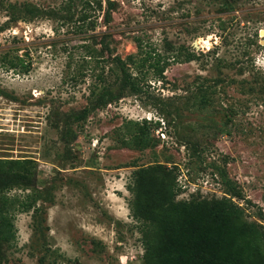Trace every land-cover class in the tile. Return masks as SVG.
<instances>
[{
    "label": "rangeland",
    "instance_id": "obj_1",
    "mask_svg": "<svg viewBox=\"0 0 264 264\" xmlns=\"http://www.w3.org/2000/svg\"><path fill=\"white\" fill-rule=\"evenodd\" d=\"M84 1L0 0V158L34 160L13 174L40 190L44 210L40 222L32 210L15 213L3 264H144L128 187L157 163L175 167L182 200L227 196L215 166L224 168L245 218L264 225V0H111L108 23L105 1ZM102 35L113 55L135 54L137 37L169 63L164 80L150 71L139 92L90 111V86H119ZM187 49L194 60H173ZM16 56L31 63L27 73L10 65ZM129 120L148 147L121 144Z\"/></svg>",
    "mask_w": 264,
    "mask_h": 264
},
{
    "label": "trees",
    "instance_id": "obj_2",
    "mask_svg": "<svg viewBox=\"0 0 264 264\" xmlns=\"http://www.w3.org/2000/svg\"><path fill=\"white\" fill-rule=\"evenodd\" d=\"M103 1L107 4L104 21L108 23L113 7L111 0H85L84 3H90V8L101 9ZM24 7L30 17L41 16L42 12L37 7ZM85 19L80 16L81 21ZM94 27V22L90 20V29ZM101 38L99 50L109 52V74L117 76L119 86L115 89V82L106 84L104 74L97 73L95 77L106 82L99 89L90 86V111L118 100L124 90L139 92L142 89L141 79L150 71L157 80L165 79L163 73L169 63L168 58L152 48L145 49L139 38L135 39L138 51L124 58L113 55L104 40L105 35ZM99 50L90 47V59L98 60L101 55ZM196 57L195 52L187 49L180 58L177 54L173 60L187 62ZM10 65L19 66L22 72L27 73L31 63L16 56ZM198 92L201 102L208 103L206 88L200 87ZM88 112L84 108L75 116H85ZM127 124L130 128L124 130L125 137L121 144L128 148L148 147L147 137L139 122L129 120ZM33 163L32 159L0 158V264L7 261L4 249L13 247L16 241L15 213L32 210L39 217L38 222L42 220L44 210L37 206V202L43 200L40 190L33 187L25 173L22 172L20 176L13 174L16 164L27 166ZM215 167L227 196L210 199H177L180 187L176 182L175 167L168 169L157 163L135 171L128 187L132 194L128 207L132 218L141 224L144 264H264V225L245 218L244 208L233 200L242 198L240 188L228 177L224 168ZM14 188L22 189L23 195L10 196L8 193ZM258 215L263 217L261 212Z\"/></svg>",
    "mask_w": 264,
    "mask_h": 264
},
{
    "label": "bare ground",
    "instance_id": "obj_3",
    "mask_svg": "<svg viewBox=\"0 0 264 264\" xmlns=\"http://www.w3.org/2000/svg\"><path fill=\"white\" fill-rule=\"evenodd\" d=\"M210 39V38H209Z\"/></svg>",
    "mask_w": 264,
    "mask_h": 264
}]
</instances>
